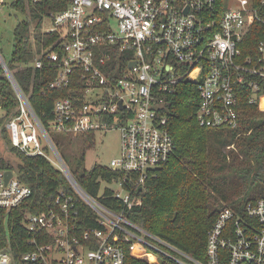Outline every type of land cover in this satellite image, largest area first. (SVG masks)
<instances>
[{
	"label": "built area",
	"instance_id": "1",
	"mask_svg": "<svg viewBox=\"0 0 264 264\" xmlns=\"http://www.w3.org/2000/svg\"><path fill=\"white\" fill-rule=\"evenodd\" d=\"M46 18L51 25L42 31L57 38L23 66L53 69L49 89L70 94L55 101L46 127L0 54L19 100L6 126L21 151L49 159L39 131L44 135L72 193L60 190L48 211L24 218V244L32 250L21 255L7 216L0 264H126L128 255L149 264H264V198L243 214L225 207L208 233L205 259H198L86 192L49 132L76 138L118 129L120 155L107 166L123 177L112 182L113 190L127 208L141 204L128 188L142 190L172 158L168 108L181 83L197 85L196 119L203 127H237L245 97L264 108V40L251 54L242 47L252 27L264 24V0H68ZM6 172L0 168V212L9 213L32 189L15 170L9 179ZM76 195L95 212L98 226L80 228Z\"/></svg>",
	"mask_w": 264,
	"mask_h": 264
},
{
	"label": "trees",
	"instance_id": "2",
	"mask_svg": "<svg viewBox=\"0 0 264 264\" xmlns=\"http://www.w3.org/2000/svg\"><path fill=\"white\" fill-rule=\"evenodd\" d=\"M13 6L25 12L27 19L15 29V48L7 64L19 86L30 96L43 124L49 127L55 101L68 96L70 91L49 89L55 78L53 69L23 65L32 62L42 48L56 40V34L44 33L41 26L50 13L66 8L68 0H15ZM32 27L38 40L36 50L31 45ZM261 40H264V24L257 23L242 44L245 53L255 52ZM170 100L168 114L175 152L167 164L146 180L142 190L136 186L128 188L142 200L132 208L116 198L113 188H102L105 181L112 183L122 178V172L102 164L86 169L87 151L95 147L98 134L86 133L73 138L63 133L54 137V144L86 192L107 207L124 211L142 227L192 256L205 259L207 236L219 213L231 207L243 214L249 203L264 198V108L245 97L240 102L237 127H203L196 119L200 96L195 83H181ZM18 105L13 85L0 65V106L5 111L0 119V138L15 155L13 160L0 153V168L15 170L32 189V195L18 208L9 213L0 212V246L8 239L5 226L8 216L9 235L14 240L16 236V254L21 255L32 250L24 244L27 238L24 218L48 211L55 205L60 190L71 193L72 190L64 173L46 156L27 155L12 143L10 130L4 124L16 113ZM72 152L77 153L72 155ZM76 205L81 229L98 226L95 212L77 195ZM126 264L149 263L128 255ZM162 264L178 263L163 259Z\"/></svg>",
	"mask_w": 264,
	"mask_h": 264
},
{
	"label": "rangeland",
	"instance_id": "3",
	"mask_svg": "<svg viewBox=\"0 0 264 264\" xmlns=\"http://www.w3.org/2000/svg\"><path fill=\"white\" fill-rule=\"evenodd\" d=\"M14 1L15 0H0V54L6 62H8L12 58V54L14 52L15 43H16L15 29L20 22L27 19V14L25 12H22L13 6ZM50 25L51 22L49 18H45L41 28L42 30L45 31L47 28L50 27ZM34 29L35 28L32 27L31 45L34 48V50H36V48H38V40L34 37L35 36ZM37 55L38 54H36L35 56ZM4 116H5V111L0 106V119H2ZM7 122L8 119L4 124L6 128H7L6 126ZM1 129H2V125L0 126V132ZM49 132L53 141L56 135H61V136L63 135L62 132L57 131L51 127ZM38 135L42 143V146H44V149L47 152V155L51 160L52 164L55 167L60 168L61 164L56 156V153L48 145V141L40 131ZM120 147H121V140H120V132L118 129H113L108 132L98 133L96 137L95 147L87 151L86 162H85L86 169H91L95 164H102L105 166L109 165L110 161L113 158L118 157L120 155ZM0 153L3 156H6L13 160L15 158L14 153H12L6 147V145L4 144L1 138H0ZM75 153L77 152H72V155H74ZM106 186H109L113 189L118 188L115 184L112 183H104L102 185V188H105ZM153 254L157 256L156 253Z\"/></svg>",
	"mask_w": 264,
	"mask_h": 264
},
{
	"label": "water",
	"instance_id": "4",
	"mask_svg": "<svg viewBox=\"0 0 264 264\" xmlns=\"http://www.w3.org/2000/svg\"><path fill=\"white\" fill-rule=\"evenodd\" d=\"M6 68L9 69L8 66H6ZM12 175H13L12 170H7V172H6V177H7V179H9Z\"/></svg>",
	"mask_w": 264,
	"mask_h": 264
},
{
	"label": "bare ground",
	"instance_id": "5",
	"mask_svg": "<svg viewBox=\"0 0 264 264\" xmlns=\"http://www.w3.org/2000/svg\"><path fill=\"white\" fill-rule=\"evenodd\" d=\"M262 103H264V99H263V102Z\"/></svg>",
	"mask_w": 264,
	"mask_h": 264
}]
</instances>
